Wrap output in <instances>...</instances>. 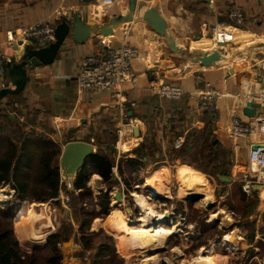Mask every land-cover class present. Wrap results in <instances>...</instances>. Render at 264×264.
Segmentation results:
<instances>
[{"label": "crops", "instance_id": "crops-1", "mask_svg": "<svg viewBox=\"0 0 264 264\" xmlns=\"http://www.w3.org/2000/svg\"><path fill=\"white\" fill-rule=\"evenodd\" d=\"M141 1L146 4L150 2L155 4L154 14L164 16L168 21L169 29L173 32L169 34L165 31V35L175 39L179 47L187 48L192 53L195 50L211 51L218 47V38L212 33V28L215 24L227 23L230 11L234 7L240 8L245 16L242 26L219 28L222 31L225 30L224 32L232 39L230 46L225 44L217 49L223 53V56L226 55L224 60L229 64L221 65L219 64L221 62H218L212 69L198 65L193 67L185 65L180 56L171 52L167 43L163 44L159 40L158 35L155 52H153L150 47V30L136 13L135 22L123 28L120 34H116V40L113 42L100 36L84 44H78L69 37L52 65H43L28 71L27 85L22 92L21 100L27 105L29 113L36 112L41 119H47L50 122L53 129L51 140L61 154L64 146L72 141L91 143L97 151L100 149L105 152L111 148L110 158L115 162L114 184L110 192L113 203L115 192L121 191L124 198L125 192H129L126 181L128 175L136 177L142 174L144 168L151 167L148 177L145 176L143 179L142 187L150 196L155 195L153 196L155 199L146 198L150 199L155 210L160 212L157 205L162 197L144 188V185L152 182L157 176H161L170 186L168 168L172 165L169 163L168 154H174L175 151L183 148L195 152L201 149L206 140L212 136L218 140L217 143L230 150V143L221 141L226 121L236 111L241 115L244 114L246 97L250 94L252 86H255L253 90L256 93L264 92V0H215L213 4L208 0ZM92 4L93 1L86 3L83 0H0V50L9 56L11 61L16 56V52L15 46L6 45L9 32L35 24L56 13L62 16L70 11L81 12L84 20L90 22L89 11ZM229 30H232L231 35ZM193 41L195 42L193 46L185 47ZM123 43L137 47L140 51V57L133 62V72L137 81L124 82L116 91L79 90L76 78L81 72L83 60L103 50L106 45L119 47ZM235 43L243 46L237 47ZM236 49L240 51L232 53ZM158 82L181 86L185 95L179 101H162L149 90ZM203 92L220 97L216 104L219 116L217 121H214L210 114H206V109L201 106L202 102L199 101L198 96ZM6 100L7 98L2 102ZM123 111H126L128 115L126 118L122 116ZM260 118L264 119V113L259 115ZM251 120L256 121L258 118L254 117ZM123 122H131L134 128L139 127L141 141L137 145L130 146L128 150L124 149V152L121 150L118 152L115 148L118 142L117 132ZM257 129L259 131L251 140L253 143L264 140L262 128L258 126ZM197 136H203V143L195 147L193 143ZM128 161L139 162L140 166L131 167ZM119 165L123 170L122 175L117 168ZM165 165L169 167H164ZM185 166L194 171L183 169L179 173L178 170V180L184 181L183 172L187 171L201 180L202 187L206 185L209 190L210 185L203 172L189 165H179L177 169ZM126 168L131 169V173ZM91 179L100 186V190L106 191L107 185L103 183L99 175L94 174L90 177ZM130 194L132 196V193ZM244 194L247 198H254V196L258 198L257 211L255 210L250 218L257 220L259 227L260 223H264V190ZM156 219L157 217L150 218L157 223ZM107 225V219L105 221L94 219L90 234L100 229H108ZM75 229L77 228L74 226V231ZM16 233L19 243H24L26 246L34 245L27 238L28 242H25ZM254 236L255 239L261 236L259 230ZM86 237L89 241L88 235ZM255 239L251 241L252 244L257 242ZM239 241L243 245L240 234ZM246 241L250 243L248 236ZM79 242L73 240L70 250H83L82 242ZM42 244L44 246L48 244L46 235ZM97 249L93 248L86 253L88 257L92 254L91 261H95L94 263L100 259L95 257ZM114 249L120 255L116 240ZM67 252L71 253L69 250Z\"/></svg>", "mask_w": 264, "mask_h": 264}, {"label": "rangeland", "instance_id": "rangeland-1", "mask_svg": "<svg viewBox=\"0 0 264 264\" xmlns=\"http://www.w3.org/2000/svg\"><path fill=\"white\" fill-rule=\"evenodd\" d=\"M158 37L162 43L166 44V41L164 38H162V36L158 35ZM151 42H156V36L155 40H151ZM5 103L6 101L4 102V104ZM52 134L53 129L51 128L50 122L47 119H41L40 115H36V112L29 113V109L27 108V105L24 101L17 99L15 103L11 105L0 104V137L2 139L11 138L16 142H19L21 138H30L31 140H37L38 136L51 139ZM121 151L124 152L125 150L121 149ZM225 151L228 152V155H226L225 157V155L222 154V156H220L219 158L220 162L219 164H217V166L221 165L223 170H227V167H230L231 175L236 165H238L236 169L237 171L242 170L240 165L245 166V168L248 167L247 164L243 162L242 164L240 162L239 164H236L231 156L232 151L227 149H225ZM176 153L177 152H174V154H168V160L172 166L170 168H168V165L164 166L170 170L168 174L171 179L170 180L168 178V180L171 181L170 186L166 184V182L164 183L171 194V198H162V200H160V203H158L157 205V209L160 212H169L172 214V219L170 220L171 223L170 221H168L169 223L165 222V225L167 227L170 226L173 229L176 226L178 232H174L173 234L166 236L164 240V247L162 249L152 251L148 254L147 258L152 259L156 256V258L159 257L156 264H196L194 263V260L195 258H198L200 251H208V249H213L217 253V255L214 262L211 264H264V241L261 240H264V234H261V229L263 228L264 223H260L258 227L257 220L250 218L251 215L255 212L258 202H256L253 210H251L247 214H244L249 209V207L247 208V205L251 206L253 205V203H255V201H253V198H248L247 200L242 201V184L240 182H237V180L236 182L234 181L231 184H224L218 181L215 176H212L208 172L203 173L207 176L210 185L208 186L209 190L205 185L203 186V189H201V192L205 191L212 196V200L209 201L212 203V207L207 208L208 202L206 204L201 203L202 196L200 195H194L193 197L183 199L181 197L180 190L184 181L178 180V170L179 173L183 169L191 171L194 170L187 166L177 169V166L179 165L188 164H183V162L180 160L179 163H177L178 159L176 158ZM194 157L202 159V161L205 163V167L208 165L211 158L207 150L204 148L198 149L196 152H194V154L190 156V159H193ZM59 159L60 157L56 162L53 163V166H60ZM126 170L131 173V169L126 168ZM150 171L151 167H147L144 168L142 174H138V176L136 177L128 175L126 181L129 187L131 186V189L128 190L129 192H125V198L119 204H117L116 201L113 203L110 197L111 203L109 208L106 210V216L102 214L106 213L103 211L104 209H102L101 206L97 205V203L101 201V197L105 191L100 190V186L97 185L95 181H92V179L89 180L88 187L91 188L93 196L86 197L83 200H79L77 198L75 200V208L69 206V203H64L62 199L63 197L68 198L70 202L71 197L69 195V192L73 190L72 187H69V183L63 181L62 179L60 183L59 197L57 199L48 200L45 203L29 201L31 198L35 197L34 194H37L39 192L38 190L40 189V186H38L33 180H30L31 182H29L30 193L27 196L28 200L23 201L18 200L15 195V191L11 188L10 185H2L0 189V196L1 192L3 191L5 192L7 198L4 200V203L0 202V220L2 222H6L8 225L11 224L14 227V232H17L22 240L23 236L27 241L24 234L25 225L22 222V217L28 211L30 205L44 204V207L47 208V213L50 216L52 223H54V229H50L47 232L46 240L48 241V237L54 233H58L62 236V243L59 245L63 257L62 264H68V261L73 257L79 258L77 254L83 251L79 249H74V251L70 250V247H64L63 243L67 242L68 239L79 242L81 241V238L86 239L87 235L88 238H90L87 242L91 243L93 248L107 246L110 250L105 259H102L103 257H101L98 261H96V263H94L95 261H91L89 259L90 261L87 262V264H155L153 260L148 263L144 262L146 258L138 248H133L135 251L127 257L122 254H117L116 250L114 249L115 240L117 238V231L115 228V224L111 220H109L111 211H113L114 209H119L123 212L127 220H129V224L133 226L139 225V223H137V220L140 217V211L137 209V205L130 193L133 194L136 192L145 197H151L155 199V197H153L155 195L152 194V196H150L142 187L143 179L145 176L149 175L148 173ZM89 183L91 185H89ZM8 204H10V206L13 207L14 210L13 220L10 219V217L4 218L3 214L1 213V210H3ZM261 207H263V205ZM41 208L42 206H39L36 207L35 210L38 213H42L43 208ZM221 209H224L225 212H227L226 216H228V218L235 223V227L239 229L240 237L241 239H243V245L239 244L238 247L235 246L236 249L231 251L227 250V246L223 242L224 235L230 234L232 231V228L226 229L222 226L221 219L225 216V214L215 218L214 222L216 224L214 223L209 225L208 223V221L210 220V216L214 213L217 214ZM86 212L94 215V217H97L95 219H98L99 221H105L107 219L108 229H100L97 232L90 234L94 219H92L93 216L87 214ZM95 212L102 213L95 214ZM17 218L19 223L17 222ZM85 221L88 225L84 228L83 231H81L78 228H80V226H82L83 222ZM153 223L154 222L151 220L147 222L148 225H153ZM240 225L243 227H241ZM74 226L77 228L75 229L76 231H74ZM257 230H259V235H262V237H260L259 239H255L254 236L252 241H254L255 239V241L257 242L252 244L249 238L252 234H256ZM247 236L250 242L249 244L247 243L248 241H246ZM20 244L21 243H19V245ZM23 244L20 245V248L23 252L26 253L32 252L36 249H43L47 246H44V244L40 246H26L25 244ZM68 250L71 253H68ZM89 251L91 250L89 249ZM48 253L49 252L46 250L45 252H42L41 256L45 257ZM70 254L73 255L71 256ZM85 258H88V256H86ZM79 260L81 262L80 264H86L80 258Z\"/></svg>", "mask_w": 264, "mask_h": 264}, {"label": "built area", "instance_id": "built-area-1", "mask_svg": "<svg viewBox=\"0 0 264 264\" xmlns=\"http://www.w3.org/2000/svg\"><path fill=\"white\" fill-rule=\"evenodd\" d=\"M141 0H138L140 2ZM213 4L215 0H208ZM129 0H93L92 8L90 9V21L93 23L103 24L109 19L124 14L127 11ZM142 2V1H141ZM61 14L56 13L44 20L26 27H19L9 32V38L6 42L8 47L17 46L20 42L23 44H33L36 48H44L55 41L54 31L56 25L60 21ZM245 22V16L240 8L234 7L229 15L227 23L215 24L212 28V33L215 34L221 27H240ZM225 25V26H224ZM225 31V30H224ZM224 34V33H223ZM226 36V33H225ZM232 42L224 39L223 45ZM140 57V51L137 47L123 43L119 47L106 45L105 48L98 53H94L86 57L82 62L81 72L76 78L79 90H90L96 92L116 91L117 88L124 82H136L137 77L133 72V62ZM10 58L3 50H0V90L12 88L11 80L8 76V64ZM252 89L246 97V103L260 105L264 108V92L256 93ZM150 92L157 96L160 100L179 101L185 95V91L181 86L172 85L165 82H158L150 89ZM119 94V93H118ZM201 106L206 108L211 105L217 109V100L219 95H213L209 92L200 93L198 96ZM124 109V108H123ZM123 118L128 115L126 111L122 113ZM256 117V116H255ZM250 118L241 115L239 112H234L230 119L226 121L224 132L221 138L223 143H230V151L236 164H242L244 160L248 167L240 165L242 170H233L232 179L242 184V190L246 194H251L253 186H264V140L260 146L249 144V140H253L254 134L259 131L264 134V119L251 120ZM118 142L116 150L120 152L123 145H137L140 139L134 136V125L131 122H123L118 129ZM132 144V145H131ZM255 166V168H253ZM255 169V170H254ZM71 187V185H69ZM64 203L68 204V198H62ZM262 237L259 236L257 238ZM79 258L73 257L68 261V264H80Z\"/></svg>", "mask_w": 264, "mask_h": 264}, {"label": "trees", "instance_id": "trees-1", "mask_svg": "<svg viewBox=\"0 0 264 264\" xmlns=\"http://www.w3.org/2000/svg\"><path fill=\"white\" fill-rule=\"evenodd\" d=\"M22 93L18 95L8 96L6 100V105H11L15 103L17 99L21 100ZM6 99V98H5ZM4 100V99H3ZM3 100H0L2 105H5ZM206 114H210L214 121L218 119V111L211 107V105L206 106ZM215 138L212 136L210 139L206 140L205 145L201 149H206L210 155V161L205 167V163L202 159L194 157L190 159V156L194 154L191 149H181L177 150L176 158L183 162V164H188L195 167L202 172H208L212 176H215L218 181L219 177H229L232 178L230 173V167L227 170H223L219 164L220 156L228 155L224 147L220 143H214ZM203 143V136H197L194 140L195 147ZM196 152V151H195ZM111 148L107 149L105 152L100 149L96 154L91 155L85 162L83 168L78 172L76 179L73 183V190L69 192L71 197L69 206L75 208V200H83L86 197H92L93 192L90 187H88V182L90 177L94 174L99 175L103 183L107 185V190L101 197V201L97 205L101 206L103 211L110 206V192L113 188V169L115 167V162L110 158ZM61 156V151L57 148L56 144L50 139L42 136H38L37 140H31L30 138H21L19 142L12 140L11 138L0 137V189L2 185H10L15 191V195L18 200H28L27 196L30 193V180L36 182L40 186L39 192L34 194L35 197L31 198V202H47L48 200L57 199L60 194V169L59 166H53V163L58 160ZM204 156V155H203ZM232 159L234 160L233 155ZM188 157V158H187ZM202 158V156H201ZM205 158V157H204ZM203 158V159H204ZM131 167L136 168L140 166L139 162L128 161ZM216 166V167H215ZM214 167V168H213ZM118 171L123 174L122 167L119 165ZM212 168V169H211ZM216 168V169H215ZM127 188L131 189V186L127 184ZM242 189V185H241ZM243 194L242 201L247 200V196ZM253 205H247L249 211L247 210L244 214H247L258 202L257 196H254ZM13 207L8 204L1 213L4 218L10 217L13 220L14 212ZM87 214H90L86 212ZM102 212H95V214ZM106 216V213H102ZM92 219L94 215L90 214ZM89 215V216H90ZM18 222V218H17ZM19 223V222H18ZM20 225V224H19ZM87 222H83L80 226V230L83 231L87 226ZM261 234H264V226L261 229ZM255 234L250 236L252 241ZM23 237V236H22ZM23 240L27 242L24 237ZM83 245V251L79 252L78 257L87 264L88 259H92V254L86 257V253L93 249L91 243L87 242L86 239L81 238ZM62 243V236L58 233L51 234L48 237V244L43 249H36L32 252H23L20 248L19 241L13 231V226L8 225L6 222L0 220V264H62V254L59 245ZM48 251L46 256H41L42 252ZM109 248L107 246H101L97 249L95 257L105 259L109 253Z\"/></svg>", "mask_w": 264, "mask_h": 264}, {"label": "water", "instance_id": "water-1", "mask_svg": "<svg viewBox=\"0 0 264 264\" xmlns=\"http://www.w3.org/2000/svg\"><path fill=\"white\" fill-rule=\"evenodd\" d=\"M93 0H83V2H92ZM146 3L138 2V0H129L127 11L124 14L115 16L103 24L88 22L84 20L83 14L81 12H68L66 15L60 17L59 23L55 27L54 37L55 41L49 46L44 48H36L33 44H23L20 42L15 46L14 50L16 56L12 58L8 64V76L12 83V88L1 89L0 90V100L7 98L8 96L18 95L25 90L28 80V71L39 66H50L52 65L59 52L64 48L65 41L70 37L74 42L78 44H84L89 40L100 36H106L108 32L119 29L124 23L131 22L134 16L138 12V17L140 20L145 19L150 22L156 23L154 29L157 34L164 37L167 46L170 50L180 56L185 65L189 66H202L207 69H212L217 66L218 62L223 61L225 58L223 53L217 49L211 51H201L190 58L189 50L187 48L179 47L175 39L170 38L165 35V27L163 21L158 18L149 16L148 14H142V9L145 8ZM162 32V34H161ZM151 40H155V35L152 34ZM228 46L231 43H227ZM243 113L247 117H257L264 113V108L260 105L253 104L251 102L246 103V108ZM134 136L140 139V129L139 127L134 128ZM215 140L214 143H217ZM249 144H254V146H260V142L253 143L251 140L248 141ZM97 153V149L88 142L85 141H72L67 143L62 151L60 157V176L62 180L69 181L73 189V183L76 179L78 172L83 168L87 159ZM220 182L225 184L232 183V179L229 177H219ZM100 182V180H97ZM264 186H253L252 191L258 192L263 191ZM124 199V195L121 191H117L114 194V200L117 204L121 203ZM212 203L208 202L207 208H211ZM222 226L224 228H232L231 243L234 246H239V241L235 239V233L237 228L235 223L232 222L228 217L224 216L221 219ZM64 247H71L73 245V240L69 239L67 242L63 243Z\"/></svg>", "mask_w": 264, "mask_h": 264}, {"label": "bare ground", "instance_id": "bare-ground-1", "mask_svg": "<svg viewBox=\"0 0 264 264\" xmlns=\"http://www.w3.org/2000/svg\"><path fill=\"white\" fill-rule=\"evenodd\" d=\"M154 8H155L154 3H151V2L147 3L145 5V8L142 9V14H148L149 16H152V17L158 18L159 20H162L164 22L163 25L165 27V31L168 32L169 34H173V32L168 29L167 19L164 16L155 15L153 12ZM136 19H137L136 16H134V19L131 22L124 23L119 29L108 32L106 36H102V37L106 38L110 42H113L114 40H116V37H115L116 34H120V32H121V30H123V28H127V27L131 26L135 22ZM142 22L147 24L148 29L150 30L149 36H152V34H154L155 36L159 35L156 33V31L154 29V26L156 23L150 22L149 20L146 21L145 19H143ZM229 31H230L229 35H231L232 30H229ZM225 33L226 32H224L220 29L215 33V35H217V38H218L217 41L219 43L218 47H215V49H218L221 46H223L224 39H228V40L232 41L231 37H229L227 34L225 36ZM161 34H162V32H161ZM162 38H164V37H162ZM155 43H157V41L150 43V47L152 48L153 52H155V46H156ZM230 43H232V42H230ZM163 44H165V43H163ZM194 44H195V42L193 41L189 44H186L185 47L186 46L191 47ZM235 45L237 47L243 46L241 44H236V43H235ZM239 51H240V49H236L235 51H232V53H236ZM198 52H200V50H195L193 53L190 52V50H189V54L191 56L190 58H192V56H194L195 54H198ZM224 58L226 59V55H224ZM219 64L228 65L229 63H227V62H225V60H223ZM129 147H130V145H123L122 149L127 150V149H129ZM241 162H244V160L241 159ZM253 168H255V166H253ZM183 178H184V183H183L182 188L180 190V194H181V197L183 199L193 197L194 195H200V196H202L201 197V201H202L201 203H203V204H206L207 202L212 200V196L210 194L206 193L205 191L201 192V189H203V187H202L203 182L201 180H199L196 177H193L187 171L183 172ZM64 181H66V180H64ZM144 188H147L150 191L156 192L158 194V196H160L162 198H171V196H170L171 194H170L169 190L166 188L165 183L163 181V178L161 176H157L152 182L145 184ZM132 196H133L134 201L137 205V209L140 211V217L137 220V223H139L138 226H133V225L129 224V220H127V218L125 217L123 212L120 211L119 209H116L113 212H111V215L109 217V220H111L115 224V228L117 231L116 245H117L118 252L120 254L124 255L125 257H127V256H130L131 253L135 251L134 250L135 248H138L140 250V252L143 254V256L146 258V260L144 262L148 263V262L153 260V262H155V264H156L159 257L156 258L157 257L156 256L152 259H148L147 258L148 254L151 253L152 251L157 250V249H162L165 245L164 240H165L166 236H169V235L173 234L174 232H178V230L176 229V226L173 229L172 227H170V226L167 227L165 225V222H168L172 219V215H170V213H168V212H157L155 210L154 205L150 202V199L146 198L143 195H140L139 193L135 192L132 194ZM6 198H7V196H6L5 192L2 191L1 196H0V202L4 203L5 202L4 200ZM39 206H42L44 212L42 210V213H38L35 210V208L39 207ZM226 213L227 212H225L224 209H221L217 214H215V213H214L215 215L212 214L210 216V220L208 221L209 225L215 223L214 220L216 217H218L220 215H224V214L226 216L227 215ZM151 217H157V219H156L157 223L154 222L153 225H151V224L148 225L147 222L150 220ZM226 217H228V216H226ZM22 222L25 225L24 234H25L26 238L28 239V241L30 243H33L34 245L35 244H42L47 232L50 229H54V225H53L54 223H52V220L47 213V208L44 207V204H42V205H39V204L31 205L28 208V211L26 212V214L22 217ZM170 223H171V221H170ZM37 224H39V227H37ZM220 225H221V223H220ZM113 232H114V230H113ZM233 234H235V239L237 238V240L239 241V234H240L239 229H237V231ZM232 236L233 235H231V233L225 234L224 238H223V242L225 243V245L227 246L229 251L236 249L234 244L230 242V241H232ZM199 255H198V258H195L194 263H196V264H211L214 262L217 253L213 249H210V250L208 249V251H206V250L200 251Z\"/></svg>", "mask_w": 264, "mask_h": 264}]
</instances>
